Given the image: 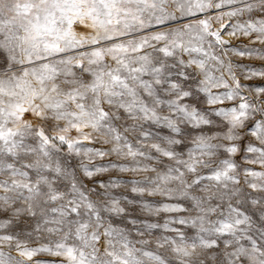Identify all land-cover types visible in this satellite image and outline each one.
Returning a JSON list of instances; mask_svg holds the SVG:
<instances>
[{
  "label": "snow or ice",
  "instance_id": "6c2138e0",
  "mask_svg": "<svg viewBox=\"0 0 264 264\" xmlns=\"http://www.w3.org/2000/svg\"><path fill=\"white\" fill-rule=\"evenodd\" d=\"M0 264H264V0H0Z\"/></svg>",
  "mask_w": 264,
  "mask_h": 264
},
{
  "label": "rangeland",
  "instance_id": "374dc122",
  "mask_svg": "<svg viewBox=\"0 0 264 264\" xmlns=\"http://www.w3.org/2000/svg\"><path fill=\"white\" fill-rule=\"evenodd\" d=\"M225 38L227 39L228 37L225 36ZM232 42L235 43V44H240V43L243 42V40L241 38L240 40H233ZM253 83L259 84L260 81L259 80H256V81H253ZM73 135H74V133H73ZM107 175L108 174H104V176L102 178H105L106 179L107 178ZM111 175H118V173H111ZM153 220H155V218H153ZM161 222H162V220H161ZM38 258H41V259H52L51 257H47V256H41V257H38Z\"/></svg>",
  "mask_w": 264,
  "mask_h": 264
}]
</instances>
